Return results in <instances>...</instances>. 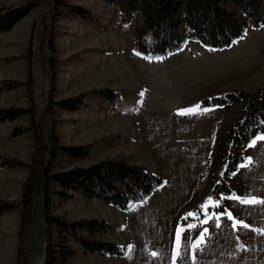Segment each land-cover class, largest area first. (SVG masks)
Instances as JSON below:
<instances>
[{"label":"rangeland","instance_id":"374dc122","mask_svg":"<svg viewBox=\"0 0 264 264\" xmlns=\"http://www.w3.org/2000/svg\"><path fill=\"white\" fill-rule=\"evenodd\" d=\"M26 1L0 0V7ZM65 2L82 6L91 15L85 18L68 7L60 8L53 24L54 52L39 50L42 24L37 23L30 71L27 48L33 25L49 9L51 0H42L22 23L0 35V108H35V116L44 120L48 150L55 148L50 142L52 131L62 146L85 147V154L79 157L59 153L51 163L47 155L44 168L50 164L53 172L88 167L98 161L122 160L145 166L166 181L145 202L131 204L125 210L81 192L69 191L72 196L62 199L54 193L60 187L52 182L51 215L69 221H105L110 224L105 231H92L85 225L77 232L90 239L127 246V254L123 256L93 254L69 237L74 253L66 264H264V233L254 230L264 229V204H245L243 210L236 199L225 201L213 193L223 171L218 158L221 135L235 122L245 101H236L242 103L241 110L219 135L210 165L211 184L200 194L187 187L183 177L193 164L194 149L208 155L204 158H211L207 119L196 113L178 114L180 109L200 107L201 100L208 96L228 91L255 94L264 87V25L249 29L223 49H209L189 41L182 51L151 61L135 50L141 15L137 22L127 24L120 20L118 9L104 0ZM52 58L56 68L54 82L49 86L48 61ZM4 80L27 84L7 89ZM216 89L221 92L214 94ZM105 90L117 91L120 98L110 99L104 95ZM75 96L83 99L75 109L54 104ZM50 100L48 113L44 106ZM33 119V114H25L0 124V197L4 199L19 201L23 195L30 169L11 164L33 163L36 152ZM18 128L24 131L15 135L14 129ZM258 198L264 199V194ZM222 201L235 218L244 211L246 223L251 227L243 231L234 229V221L227 215H214L205 241L198 243L205 227L203 219L210 214L208 207ZM205 204L207 207L202 208ZM32 211L25 264H44L48 233L43 198ZM187 213L196 215L185 219ZM21 218L20 210L0 217V264L18 261ZM217 223L225 225L224 228L213 229ZM188 224L195 226L188 229ZM178 228L184 229L179 255ZM52 234L57 241L56 227H52ZM197 243L198 247L193 248ZM153 252L158 255L153 256Z\"/></svg>","mask_w":264,"mask_h":264},{"label":"trees","instance_id":"16d2710c","mask_svg":"<svg viewBox=\"0 0 264 264\" xmlns=\"http://www.w3.org/2000/svg\"><path fill=\"white\" fill-rule=\"evenodd\" d=\"M116 7L123 23L138 21L135 50L145 59L163 60L170 55L182 51L189 41H196L209 49H223L243 37L251 28L264 25V0H104ZM42 0H27L22 4L0 7V35L11 31L25 16H27ZM68 7L83 17L91 15L79 5H68L65 0H51L49 9L45 10L40 20L33 25L32 36L27 48V65L32 69L34 31L37 23L42 24L39 34V50L55 51L53 24L59 14V9ZM163 57V59H158ZM54 59L49 62L48 84L54 82ZM7 89H13L23 83L16 80H4ZM31 87V86H30ZM104 95L110 99H119L117 91L105 90ZM238 100L245 101V106L237 115L235 122L221 135L218 158L222 161V174L214 184V193L231 195L233 189L230 181L242 163L246 161V150L250 142L259 134L264 133V87L255 94L243 91H228L218 95L208 96L201 100L202 106L226 105ZM83 102L81 96L64 98L54 104L65 109H75ZM44 109L49 113L51 100ZM44 111V110H43ZM35 108L4 107L0 108V124L8 120H16L25 114H33V129L36 152L33 163L12 162L13 167H28L30 175L23 186V195L19 201L0 197V217L13 210L22 214L18 261L26 263L28 248L27 227L33 217L32 207L44 199V215L47 225L48 243L44 264H66L74 253L68 238L82 245L93 254L123 256L127 254V246L118 243L101 241L78 234V229L87 225L92 231H105L110 227L105 221L97 219L69 221L61 216L51 215V191L53 182L60 187L54 193L65 199L72 196L71 192H81L85 196L99 199L118 207L129 209L131 204L145 202L155 191L161 188L164 178L145 166L130 165L122 160L98 161L88 167L53 172L50 164L44 168L45 158L49 155L50 163L59 153L72 157L85 154V147L62 146L57 134L51 132V143L55 148L48 150L44 142V120L35 116ZM43 113V112H42ZM45 113V111H44ZM27 130V129H25ZM24 129H14L19 135ZM208 212L225 213L226 204L209 206ZM52 227L58 230L57 241L53 239ZM197 231H201L197 225Z\"/></svg>","mask_w":264,"mask_h":264},{"label":"crops","instance_id":"0c3cea01","mask_svg":"<svg viewBox=\"0 0 264 264\" xmlns=\"http://www.w3.org/2000/svg\"><path fill=\"white\" fill-rule=\"evenodd\" d=\"M20 23L22 22H19L18 24ZM219 92H221V90L216 89L214 91V94L215 93L218 94ZM241 106H242L241 102H235L226 105H210V106H202L200 104L201 107L200 109L207 108L210 110L207 112H202V111L195 112L197 116H204L207 119V128L209 134L211 135V140L209 141L208 144L209 150L211 152V156H210L211 158H209L208 160L207 158H204L208 156L207 154L203 152L200 153L195 149L193 150V154L195 155L194 159L192 160L193 164H190L192 162L190 161L189 172L186 176L183 177V180L186 183L187 187H189L193 192L200 194L210 186L211 178H212L210 165L214 158L213 157L214 146L216 143L218 144L219 135L221 134L222 130L225 127H227L230 124V122L234 119L236 114L239 113V111L241 110ZM262 134L264 133H261L256 137ZM256 137L254 139H256ZM246 157H251V163H248L247 161L242 163L241 165H247V166L239 167V169L235 172V175H233L231 178L230 185L233 189V193L241 197L249 194L256 197L261 196L264 194V140H258L256 144L252 147L248 146L246 150ZM231 195H226V196L221 195V196L222 199L224 200L225 198L226 201L227 200L226 197ZM236 201L238 207L244 210L245 204L240 203L238 200ZM227 210L228 208H226V213L228 212ZM209 213L210 214H208L207 217L208 219L205 217L203 219V222L207 221L206 222L207 228L211 229V225L213 223L210 222V219L213 218L214 215H218V216L221 215V213H215V212H209ZM237 219L242 220L246 223V217L244 216V211L241 210V213L239 212V216L237 217ZM206 224L204 222L205 227ZM216 225L217 224H215L213 229L218 228L219 230H221L225 226L222 225V223L219 224L220 225L219 227H217ZM205 227L203 226V229H205ZM237 229L243 231L246 228L238 226ZM220 241H221V235H220ZM225 243H226V236H225Z\"/></svg>","mask_w":264,"mask_h":264},{"label":"snow or ice","instance_id":"6c2138e0","mask_svg":"<svg viewBox=\"0 0 264 264\" xmlns=\"http://www.w3.org/2000/svg\"><path fill=\"white\" fill-rule=\"evenodd\" d=\"M137 54H139V53H137ZM158 59H163V57H159ZM141 95H143V93H141ZM209 110H210V109H207V108L200 109L199 105H197V106H194V108H190V109H180V110H178V114H194L196 111L207 112V111H209ZM258 140H264V134H262V135L256 137V139H254V140L249 144V147L254 146ZM245 159H246V161H247L248 163H251V157H246ZM245 166H247V165H240V166H238V167H245ZM233 175H235V173H233ZM226 198H227V199H236V200H238L240 203H244V204H256V203L264 204V199H260V198H258V197H256V196H252V195H250V194L241 197V196H238V195H236L235 193H233L231 196L226 197ZM211 199H212V197H209V200H211ZM217 203H218V202H217ZM201 207H202V208H206V207H207V204L202 205ZM194 215H196V214H195V213H187L186 216H185V219H187V218L190 217V216H194ZM221 215H227L229 219H231V220L234 221V222H233V225H232L234 229H237L238 226H240V227H244V228H250V227H251L249 224L245 223L244 221H242V220H238L237 218H235V217L232 215L231 212L221 213ZM204 222L206 223L207 221H204ZM194 226H195V225H193V224H188V225H187V228L190 229V228H193ZM216 226L219 227V226H220L219 223H217ZM254 230H255V231H259V232H261V233H264V229H254ZM182 231H184L183 228H178V230H177V234H176V245H177V252H176V254H177V255H179L178 248H179L180 241H181V233H182ZM207 233H209V229H208V228L203 229V231L200 233V240H199L198 243H200V242H204V241H205V234H207ZM198 243H197V244H193L192 247H193V248L198 247ZM129 247H131V246H129ZM152 255H153V256H156V255H158V254H157L156 252H153Z\"/></svg>","mask_w":264,"mask_h":264}]
</instances>
